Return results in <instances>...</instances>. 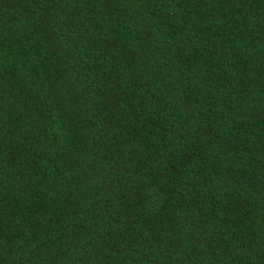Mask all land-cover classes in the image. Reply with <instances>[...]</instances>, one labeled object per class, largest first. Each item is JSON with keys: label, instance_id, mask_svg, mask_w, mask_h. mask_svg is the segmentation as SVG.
Instances as JSON below:
<instances>
[{"label": "trees", "instance_id": "16d2710c", "mask_svg": "<svg viewBox=\"0 0 264 264\" xmlns=\"http://www.w3.org/2000/svg\"><path fill=\"white\" fill-rule=\"evenodd\" d=\"M0 264H264V0H0Z\"/></svg>", "mask_w": 264, "mask_h": 264}]
</instances>
